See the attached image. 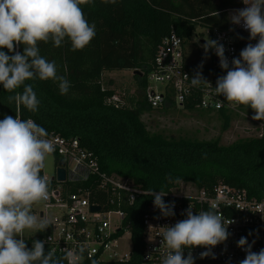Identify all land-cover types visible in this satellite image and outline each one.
Listing matches in <instances>:
<instances>
[{"label":"trees","instance_id":"16d2710c","mask_svg":"<svg viewBox=\"0 0 264 264\" xmlns=\"http://www.w3.org/2000/svg\"><path fill=\"white\" fill-rule=\"evenodd\" d=\"M237 4L239 0H118L116 4L94 0V4H83L86 18L96 26V35L88 46L73 51L67 41L59 48L51 42H39L40 54L56 61L60 74L71 82L68 94L61 95L52 80L26 81L33 85L41 101L39 110L32 113L23 106L18 110L14 101L10 103L8 96L15 93L6 92L0 85V119L5 115L13 118L20 115L23 119H33L48 133L78 138L97 157L102 172L130 180L146 191L168 192L180 183L198 188L225 183L260 197L264 193V137H250L230 145L222 144L220 138H169L162 133H151L142 119L146 112L154 110L147 102L145 90L162 40L173 29L184 40L188 53L185 65L192 74L203 64L199 70L214 85L219 76L226 74L212 58L208 63L203 62L195 39L203 37L206 29H226L225 10ZM188 41L192 42V49L186 47ZM18 50L22 52L23 45ZM115 70L142 72L135 75L136 95L129 99L120 96L118 107L108 102L117 94L115 89L103 86V73ZM168 108L206 112L221 121L224 130L234 114L203 110L192 102L179 107L171 100L156 109L165 112ZM241 108L253 112L246 106ZM65 187L69 192L75 190L74 184L67 183ZM151 200V196L142 195L134 205L126 207L133 242L131 258L125 262L95 264H142V216ZM50 231L49 226L27 238L28 247H32L33 240H44ZM45 249L50 248L45 244Z\"/></svg>","mask_w":264,"mask_h":264},{"label":"clouds","instance_id":"9594fccd","mask_svg":"<svg viewBox=\"0 0 264 264\" xmlns=\"http://www.w3.org/2000/svg\"><path fill=\"white\" fill-rule=\"evenodd\" d=\"M101 2L116 4L118 0ZM242 3L245 7L231 10L228 19L249 33V41L256 42H249L230 66L224 44L207 38L201 45L205 55L214 51L226 74L217 78L215 87L199 70L203 64L191 77H185L192 87L209 86L231 107L251 108L254 112L251 119L264 121V0H242ZM83 4H94V0H0V49H7L0 50V85L6 92L15 93L8 96V101H14L18 110L23 106L36 113L41 104L33 85L26 81L52 80L61 95L68 94L71 82L60 74L56 61L40 54L39 42H51L59 48L67 41L73 51L88 46L96 35V26L86 18ZM21 45L22 52L18 50ZM55 150L48 131L33 119L5 115L0 120V264H83L86 252L83 246L57 256L54 250L45 249L50 237L33 240L31 248L24 238L26 229L37 233L50 226L43 216L33 214L32 206L49 199L50 184L41 172L47 157ZM148 194L154 198L153 205L160 217L175 216V202L164 200L168 192L152 189ZM182 215L185 218L174 225L163 226L161 245L167 251L161 264H195L192 250L197 247L206 249L200 253V259L209 256L215 259L212 250L232 235L228 226L233 221L225 223L218 207L194 213L189 204ZM254 243L244 236L237 241V247L245 252L239 264H264V248L253 251ZM147 259H151V254Z\"/></svg>","mask_w":264,"mask_h":264},{"label":"built area","instance_id":"2783aa9c","mask_svg":"<svg viewBox=\"0 0 264 264\" xmlns=\"http://www.w3.org/2000/svg\"><path fill=\"white\" fill-rule=\"evenodd\" d=\"M237 7H245L239 0ZM234 29V30H230ZM241 30L246 35L237 34ZM249 33L240 26H234L228 19L226 29H206L205 35L195 39L202 42L210 38L219 40L225 46V55L231 60L239 57L240 51L249 43ZM202 39V40H201ZM201 40V41H200ZM184 40L173 29L161 43L158 49L154 70L148 80L145 90L147 102L152 108H160L173 101L183 107L192 102L196 108L203 110H225L234 114L241 113V106L233 108L223 96L215 95L211 87L202 85L199 88L191 86L189 79L193 74L186 68L188 53L184 49ZM212 59L219 58L211 50ZM212 87L213 81L208 79ZM159 85L162 87L159 88ZM110 104L118 107L120 95L116 94L108 99ZM18 118H22L20 115ZM23 119V118H22ZM2 120V119H0ZM253 137H264V121H255ZM49 138L54 141L55 152L52 153L58 162L64 161L66 180L59 182L56 174L52 178L45 177L50 184V195L47 201L42 202L38 217L43 216L50 222V233L44 238L46 244L55 254L63 255L67 250L86 248L84 261L95 262H125L131 258L133 250L132 233L130 231L126 210L142 195H149L141 186L127 179L107 175L102 172L98 159L94 153L81 145L78 138H65L53 132ZM67 183L74 184V192L65 187ZM150 196V195H149ZM152 197V196H151ZM152 200L148 203L142 216L144 250L142 264H161L166 247L161 245L163 226L174 225L178 220L185 218L182 213L190 206L193 212L199 213L211 208H217L222 213L225 223L232 220L228 231L232 233L229 239L216 246L211 256L200 259V253L206 249L197 247L192 250L195 264H232L244 259L245 252L237 247L240 237H247L253 244V251L264 248V193L260 197L251 196L244 188H237L225 183H219L212 188H198L195 185L181 183L168 191L164 197L166 203L175 202V216L160 217L159 210L154 208ZM97 207L98 210H93ZM157 217H160L157 219ZM128 233L132 242L130 254L120 251L119 245ZM151 259L148 260V255ZM185 256L188 249L184 251Z\"/></svg>","mask_w":264,"mask_h":264},{"label":"rangeland","instance_id":"374dc122","mask_svg":"<svg viewBox=\"0 0 264 264\" xmlns=\"http://www.w3.org/2000/svg\"><path fill=\"white\" fill-rule=\"evenodd\" d=\"M237 6L238 4L231 6V8ZM191 43V41H188L186 47L192 49ZM203 44V42H199L197 47L203 62L208 63L212 57L210 52L207 53V56L205 55L204 49L201 47ZM189 60H192V58ZM133 72L132 70L105 71L103 73V86L115 89L118 95H125L129 99L132 95L135 96L138 91V79ZM161 87L159 85V88ZM253 114L254 112H247L245 110L241 111V113L232 114L226 130L223 129L221 121L216 117H211L206 112H198V110L185 111L168 108L164 112L154 109L146 112L142 119L151 133H162L169 138L186 137L198 140H215L220 138L222 144L230 145L235 141L253 137V128L256 124V120L251 119ZM56 163V158L53 155L47 157L43 169L45 177L52 178L56 174ZM41 208L42 202L33 204V214L38 216V211ZM34 234L33 230L26 229L24 238L27 239L34 236ZM131 248L130 235L126 233L119 245V249L124 254H130Z\"/></svg>","mask_w":264,"mask_h":264},{"label":"water","instance_id":"95a60500","mask_svg":"<svg viewBox=\"0 0 264 264\" xmlns=\"http://www.w3.org/2000/svg\"><path fill=\"white\" fill-rule=\"evenodd\" d=\"M237 34L246 35V33L241 31V30H238ZM214 63L215 64L217 63V59H214ZM133 73H134V75H136V74L142 75V72H140L139 70H135ZM64 165H65V162L64 161H60L59 162V167L56 170V179L59 182H65V180H66V171H65ZM93 210H98V208L94 207Z\"/></svg>","mask_w":264,"mask_h":264},{"label":"bare ground","instance_id":"6f19581e","mask_svg":"<svg viewBox=\"0 0 264 264\" xmlns=\"http://www.w3.org/2000/svg\"><path fill=\"white\" fill-rule=\"evenodd\" d=\"M205 41H206V40H203L202 42L205 43ZM216 64H217V63H216ZM154 109H156V108H154ZM56 170H57V169H56ZM187 184H188V183H187Z\"/></svg>","mask_w":264,"mask_h":264}]
</instances>
